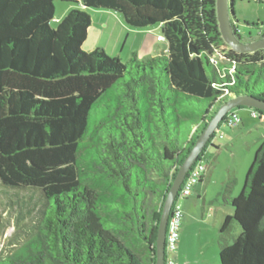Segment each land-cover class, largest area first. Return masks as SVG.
Here are the masks:
<instances>
[{
    "label": "trees",
    "instance_id": "trees-1",
    "mask_svg": "<svg viewBox=\"0 0 264 264\" xmlns=\"http://www.w3.org/2000/svg\"><path fill=\"white\" fill-rule=\"evenodd\" d=\"M61 1L74 7L53 25L56 0H0V179L46 199L27 249L0 264H155L179 166L223 104L264 99V49L226 44L217 0ZM79 3L132 26L162 24L167 51L128 67L83 50L92 17ZM251 25L263 38L264 22ZM209 147L218 149L210 142L200 159ZM220 193L232 209L220 233L235 222L241 231L223 238L218 264H264V142L239 195L230 184Z\"/></svg>",
    "mask_w": 264,
    "mask_h": 264
},
{
    "label": "rangeland",
    "instance_id": "rangeland-1",
    "mask_svg": "<svg viewBox=\"0 0 264 264\" xmlns=\"http://www.w3.org/2000/svg\"><path fill=\"white\" fill-rule=\"evenodd\" d=\"M229 3L232 8V23L245 38L242 41L256 40L255 36L251 37L249 34L254 35L258 31L251 24L264 22V0H229ZM55 4L57 9L53 25L63 19L61 9L73 3L56 0ZM93 10L89 9L90 12ZM143 33L139 36L144 37L143 39L147 37V42L152 43L156 39V33ZM131 43L130 39L120 55L128 67L132 66L129 57ZM84 46L83 44V50ZM144 51L145 48L142 52ZM119 52L120 45L116 55ZM216 58L224 59L219 56ZM134 60L146 62L148 59L141 57L140 60ZM233 111L239 118L238 123L220 124L216 137H213V143L218 149L209 147L212 155L210 159L203 160L205 168L211 169L210 178L199 188L197 185L193 187L188 197L178 199L183 212L176 248L177 252L181 249L183 258L178 264H218L223 238L233 243L235 236L241 231L239 224L235 222L230 233H220L221 219L232 212L231 207L223 203L220 192L227 184L232 186L231 196H238L241 192L255 152L264 142V112L246 106L236 107ZM181 139L183 140L182 137ZM229 175L236 180H230ZM45 207L46 199L40 189L9 187L0 179V261L24 253L38 232ZM168 260L171 261L168 264L177 263L173 256Z\"/></svg>",
    "mask_w": 264,
    "mask_h": 264
},
{
    "label": "water",
    "instance_id": "water-1",
    "mask_svg": "<svg viewBox=\"0 0 264 264\" xmlns=\"http://www.w3.org/2000/svg\"><path fill=\"white\" fill-rule=\"evenodd\" d=\"M217 18L220 31L224 41L229 47L238 53H251L260 49H264V37L251 41L243 42L238 36L235 25L231 20V10L229 0H217ZM252 107L264 112V99L253 95H244L234 98L223 104L209 120L205 128L199 134L196 142L192 146L184 161L178 168L176 176L168 190L163 203L162 212L160 215L157 237H156V262L155 264L166 263V238L168 222L172 208L176 202L183 182L187 178L194 164L200 160L201 154L206 146L212 142L218 127L223 122L225 116L236 107Z\"/></svg>",
    "mask_w": 264,
    "mask_h": 264
},
{
    "label": "crops",
    "instance_id": "crops-1",
    "mask_svg": "<svg viewBox=\"0 0 264 264\" xmlns=\"http://www.w3.org/2000/svg\"><path fill=\"white\" fill-rule=\"evenodd\" d=\"M72 7H74V5H68L67 7L62 8L61 17H64ZM75 7L86 10L92 17V23L88 28V36L84 43V49L88 52L101 48L110 56L120 58V55L125 51V47L127 46L130 39L132 45L130 44L129 57L131 59L134 57L139 60L141 59V57H143L144 59H150L167 51L168 41L166 39H158L159 36H164L162 24H155L144 27L132 26L128 24L123 15L116 10L108 8H93L94 10L90 12V8L85 7L81 3L75 4ZM160 30L161 33L159 32ZM143 32L156 33V39H154L152 43L147 42V37L143 39L144 37L139 36L140 33ZM119 45L120 54L116 55ZM144 48L145 51L142 52ZM210 176L211 169H206L204 172L203 181L201 183H198L197 187L199 188L206 181V179L210 178ZM230 178L235 177L229 175V179ZM225 216H223L221 221H223ZM172 256L176 260V264H178V262L183 258L181 249H179L178 252L175 251L173 255H169L168 258L171 259Z\"/></svg>",
    "mask_w": 264,
    "mask_h": 264
},
{
    "label": "built area",
    "instance_id": "built-area-1",
    "mask_svg": "<svg viewBox=\"0 0 264 264\" xmlns=\"http://www.w3.org/2000/svg\"><path fill=\"white\" fill-rule=\"evenodd\" d=\"M158 39L162 40V39H165V37L159 36ZM227 119H228V122H225V123L230 124V125H232L233 123L237 124L239 121V118L234 111L230 112V114L227 116ZM195 131L196 129L194 128L192 133H194ZM205 170L206 168L203 164V159H200L194 164L191 171L188 173L187 178L182 184V187L180 189L176 202L172 208L171 215H170L169 222H168L167 238H166V253L168 256L173 254L176 251L177 243L180 237L179 228H180L181 219L183 217V212H182L180 205L178 204V199L180 197L185 198L191 195L193 187H195L199 183ZM168 261L171 262L170 260Z\"/></svg>",
    "mask_w": 264,
    "mask_h": 264
}]
</instances>
